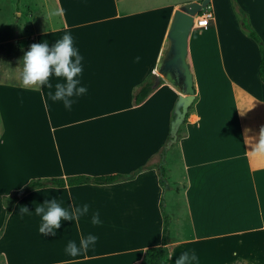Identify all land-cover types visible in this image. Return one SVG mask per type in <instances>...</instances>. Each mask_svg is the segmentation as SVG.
I'll use <instances>...</instances> for the list:
<instances>
[{"label":"crops","instance_id":"1","mask_svg":"<svg viewBox=\"0 0 264 264\" xmlns=\"http://www.w3.org/2000/svg\"><path fill=\"white\" fill-rule=\"evenodd\" d=\"M194 1L201 0H37L16 24L27 30L0 44V264H138L161 243L162 206L170 218L163 264L184 252L196 255L192 264H264V156L249 152L264 127V84L258 46L242 32L231 0H210L212 28L190 32L193 111L166 148L163 186L150 168L111 184L39 188L6 217L2 198L32 179L130 175L157 162L179 91L157 79L156 67L174 11ZM234 1L264 42V0ZM65 34L83 57L78 79L87 88L70 110L48 96L60 78L50 77L52 88H25L17 71L32 44L52 47ZM152 76L157 86L135 105L134 92ZM53 199L90 210L44 236L35 207ZM96 212L99 225L91 222ZM89 234L95 245L66 254L69 241L79 245Z\"/></svg>","mask_w":264,"mask_h":264},{"label":"clouds","instance_id":"2","mask_svg":"<svg viewBox=\"0 0 264 264\" xmlns=\"http://www.w3.org/2000/svg\"><path fill=\"white\" fill-rule=\"evenodd\" d=\"M82 60L83 57L74 47L73 36L65 34L52 47H49L47 41L32 44L30 50L25 52L22 57V68L20 66L17 71L20 73L21 83L25 88L45 85L52 88L53 85L49 82L50 77L55 75V77L60 78L62 82H57L54 86V94L49 92L48 96L54 102L62 101L64 106L70 110L74 98L87 93V88L81 86L80 79H78L83 72ZM136 60L139 62L140 57H137ZM254 139L256 142L252 144L253 150L249 152L254 156H264V127H261L258 138ZM89 210V204L65 208L55 199L50 203L45 201L43 205L37 204L35 214L42 217L39 233L44 236L49 234L55 236L62 221L78 222L79 218L88 214ZM20 211L21 214L30 213L26 206H21ZM91 222L93 225L101 223L99 212L92 216ZM97 240L98 237L93 234H89L87 237L82 236L79 245L75 241H69L65 252L71 257H77L82 252L87 251L90 246L95 245ZM164 247L167 248L168 245H164ZM196 260L197 257L194 253L184 252L175 260V264H192ZM61 264H72V262L63 261Z\"/></svg>","mask_w":264,"mask_h":264},{"label":"trees","instance_id":"3","mask_svg":"<svg viewBox=\"0 0 264 264\" xmlns=\"http://www.w3.org/2000/svg\"><path fill=\"white\" fill-rule=\"evenodd\" d=\"M119 1V0H117ZM232 8L239 19L240 28L242 32L252 39L258 46V51L260 55V62H259V72L258 76L260 81L264 84V42L256 32V30L250 24L246 14L242 12L240 9L237 8V5L234 0H231ZM238 9V10H237ZM208 28H212V24L210 22ZM158 82L156 81V77L152 76L148 78L140 88L134 92L133 95V103L135 105L141 104L154 90L157 86ZM193 111V106L189 107L188 113L186 115V119ZM186 119L179 127L177 131L178 138L182 136L184 131V125L187 122ZM174 120V114L172 115V121ZM172 139V131L170 128V133L167 137V142ZM166 144L162 147L160 152L158 153V160L155 164H147L143 167L138 168L130 175H106L100 177H88V176H74V177H67V178H45V179H32L30 180L25 186L21 189L12 192L11 194L4 196L2 198L3 205L5 207L6 217L11 213L14 204L21 199L24 195L28 192L45 187H65V186H74V185H81V184H111L120 182L123 180L132 179L137 173L144 169L155 168L158 175H159V183L161 186L164 185V158L166 155ZM162 214L164 219L163 230H162V238L160 247H150L144 251V255L142 260L138 264H163V257L166 252V248L164 245L168 244V224H169V216L165 213L162 206ZM2 231V230H1ZM0 231V234H1Z\"/></svg>","mask_w":264,"mask_h":264},{"label":"water","instance_id":"4","mask_svg":"<svg viewBox=\"0 0 264 264\" xmlns=\"http://www.w3.org/2000/svg\"><path fill=\"white\" fill-rule=\"evenodd\" d=\"M210 0L194 1L179 6L173 13L168 31V47L159 59L156 70L157 79L162 78L179 91L174 107V120L171 122L172 139L166 148L173 145L177 139V131L186 119L189 107L192 105L195 92L190 68L186 61L188 38L193 27L194 17Z\"/></svg>","mask_w":264,"mask_h":264},{"label":"rangeland","instance_id":"5","mask_svg":"<svg viewBox=\"0 0 264 264\" xmlns=\"http://www.w3.org/2000/svg\"><path fill=\"white\" fill-rule=\"evenodd\" d=\"M35 1L37 0H0V44L7 41L9 38H13L12 36L14 35H18V37H21L20 34H23L24 31L27 30V24L23 23L18 28L16 27V24L19 23V21L22 22L24 19H26L30 15V11L34 12ZM170 1L179 2L182 0ZM18 13H21L22 17L17 15ZM175 143L173 145H175ZM174 153V151L171 152L170 164L168 168L169 174L173 177L177 175V159L176 156H172L174 155ZM156 161L157 159L155 160V162ZM177 191V193L180 194V188H178ZM166 196L169 197L168 189L166 190Z\"/></svg>","mask_w":264,"mask_h":264},{"label":"built area","instance_id":"6","mask_svg":"<svg viewBox=\"0 0 264 264\" xmlns=\"http://www.w3.org/2000/svg\"><path fill=\"white\" fill-rule=\"evenodd\" d=\"M213 19V13L209 6L203 8L195 17L192 29H206ZM205 21L207 23H205Z\"/></svg>","mask_w":264,"mask_h":264},{"label":"snow or ice","instance_id":"7","mask_svg":"<svg viewBox=\"0 0 264 264\" xmlns=\"http://www.w3.org/2000/svg\"><path fill=\"white\" fill-rule=\"evenodd\" d=\"M205 23H207V22L205 21Z\"/></svg>","mask_w":264,"mask_h":264}]
</instances>
